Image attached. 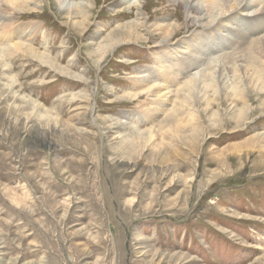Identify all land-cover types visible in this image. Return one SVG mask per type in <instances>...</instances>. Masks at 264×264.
Instances as JSON below:
<instances>
[{
    "label": "rangeland",
    "instance_id": "rangeland-1",
    "mask_svg": "<svg viewBox=\"0 0 264 264\" xmlns=\"http://www.w3.org/2000/svg\"><path fill=\"white\" fill-rule=\"evenodd\" d=\"M30 1L16 21L41 23L32 45L41 50L45 34L55 62L26 55L11 72L42 116L26 103L17 117L0 113V264H264V88L255 73L215 101L210 91L208 108L195 102L188 114L179 95L152 117L131 75L156 72L153 26L127 42L136 12L124 0H83L95 10L82 34L81 17L57 0ZM165 1L141 0L150 23L183 20ZM111 36L97 66L91 52ZM248 44L234 55L263 77L255 61L264 53ZM244 95L247 123L236 115Z\"/></svg>",
    "mask_w": 264,
    "mask_h": 264
},
{
    "label": "bare ground",
    "instance_id": "bare-ground-1",
    "mask_svg": "<svg viewBox=\"0 0 264 264\" xmlns=\"http://www.w3.org/2000/svg\"><path fill=\"white\" fill-rule=\"evenodd\" d=\"M124 1L127 4V8L131 7V9L136 12L135 18L130 20L129 23H127L128 25L126 24L125 33L127 34L126 38H128V41H125H130L132 36L130 34L135 35L138 39H142L141 36H145L146 34L150 35L152 29H150V27L152 26V30L155 32L154 34L158 35V38L155 37L149 41L150 46L152 45L157 50L155 55L158 58V63L154 67L156 72L154 73L153 71H149L150 69L142 68L135 72V74L131 75L133 81L141 88L138 93L144 94L146 99L145 105L141 107L143 112L148 111L153 117L158 110L164 111L170 103H175V100L173 101L171 98L173 96L178 97L179 95L181 96L180 98L182 101L181 106L188 110V114H191V108L194 107L196 103H203L204 106L208 108L210 107L211 101V97L209 98L210 91H212V100L215 101L222 89L223 91L232 88L236 90L238 86L236 84L242 83L246 85L245 81L249 77L253 78L254 76H250L253 73H255V81L258 79V84L260 83V87L262 89L264 88V76L262 77L261 72L258 70L255 71L253 68L254 71L249 73L248 70L250 68L247 69V66H250L249 63L251 64V62H243V59L240 58V56L234 55L238 52H234L235 48L240 43L246 42L249 43L248 47H246L248 48V52L249 50L251 51L249 53H264V43H262L264 41V0H166L165 2L170 3L171 6L173 5L175 11L181 10V13H183V20L178 21L177 18L171 20L169 16H161L159 21L156 23L154 22L153 24L150 23V13L153 10L149 11V8L147 7L150 3L147 4L148 2H146V4L142 5L141 0ZM29 2L32 1L0 0V113L3 111L2 107H4L6 114L15 117H17L18 111L25 110L20 106V104L25 103L29 104L28 109H30L32 113L34 112L37 117L42 116V111L39 112L42 104L40 105L38 101L31 97L18 93L17 77L11 73L14 64L26 55L31 58H36L38 62L42 64H47L46 66L53 61L55 62L54 59H51L45 34L41 35L42 42L39 43L42 46L41 50L34 48L32 45L34 36L42 31L41 23L31 20L23 23L16 21L17 17L20 16V12L24 11L26 13L27 11H33L27 8ZM34 2L36 3L35 0ZM97 3L98 2H95V5ZM58 5L59 9L64 12L66 11L69 14L74 13L81 17V21L78 23L80 25V33L83 34L92 20L95 10L94 3L90 8V5L83 2V0H57V6ZM151 5L154 6L152 3ZM137 27H140L143 30L141 35L137 33L138 31L135 32V30L138 29ZM181 33H185L184 36L177 39ZM109 34H111V31ZM120 36L122 37V35ZM112 37L113 36L108 40L104 39V42H100L99 45L97 44L95 50L91 52V54H94V63L97 66H99V62L103 57L102 51L110 49L113 46V44H110ZM133 38L134 37H132V40ZM234 38L236 42L233 40ZM121 41L123 40H120V42ZM260 46H263L262 49ZM226 48H229V50L231 49L232 51L219 55V53ZM89 53L87 55H89ZM56 58L57 56L55 59ZM246 59L248 58L246 57ZM263 61V59H258L255 62L262 64ZM50 66L53 67L52 65ZM258 69H260V67H258ZM260 71H263L264 73V69ZM236 78L239 79L237 82ZM251 82L253 83L254 79L251 80ZM244 85H242V87ZM247 85L250 84L248 83ZM179 86V91L175 92V90H177L175 88H178ZM244 88L246 87L244 86ZM226 92L227 91H225V93ZM226 94H223L225 98ZM247 96L244 95L242 98V106L237 109L236 113L239 121L245 123L253 118L249 111L251 110V105H248L250 99H248ZM219 99L220 98L218 97V101ZM181 101L179 100L178 104H181L179 103ZM46 110L43 112L47 113ZM172 111L171 115L173 116L175 112L174 107L172 108ZM32 113L29 112V114ZM212 114L216 116L217 110L212 111ZM175 126L178 125L175 124ZM195 131H197L196 128L194 129V133Z\"/></svg>",
    "mask_w": 264,
    "mask_h": 264
}]
</instances>
